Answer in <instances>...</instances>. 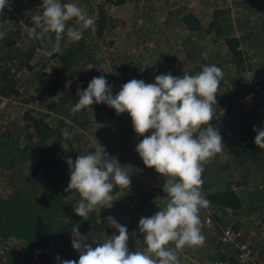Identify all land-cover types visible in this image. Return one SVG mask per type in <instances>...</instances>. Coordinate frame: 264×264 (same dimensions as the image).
I'll list each match as a JSON object with an SVG mask.
<instances>
[{
    "label": "trees",
    "instance_id": "obj_1",
    "mask_svg": "<svg viewBox=\"0 0 264 264\" xmlns=\"http://www.w3.org/2000/svg\"><path fill=\"white\" fill-rule=\"evenodd\" d=\"M35 1L9 0V3L12 7L17 5L16 11L18 6L23 5L20 8L21 12L24 10V5L27 9L31 7L30 12L34 16L41 12L42 6V0ZM211 1L212 4H206L208 6L205 7V14L201 16L197 7L193 11L187 8L175 11L162 8L159 4L161 0H138L136 4L142 10L146 11L150 7L148 11L154 16L155 25L161 21L163 14L165 16L168 12L162 23L163 29L166 30L163 33L176 30L172 31V40L157 42L162 45L163 54L156 52L154 63H151L150 59L145 62V57L144 64L131 61L133 66L131 74L146 72L156 78L165 74V70L161 67L165 62H178V66L172 67L174 77H181L185 73L195 75L203 66L211 64L222 69L224 75L217 92V105L213 106L215 117L218 118L214 117L211 125L219 131L225 148L210 163L204 165L202 175L204 181L202 193L210 201V207L206 211H210L207 214L211 216V222L216 223L215 227L205 222L206 211L200 213V218L203 235L211 236L206 260L222 259L230 264H236L232 256H228L218 242L216 231L225 226H220L217 210L235 215L242 214L245 217L257 213L259 223L257 226H260L258 230L264 228V149H260L254 142L256 136L254 128L247 130L241 125L244 116H240L239 107L228 111L230 94L234 93V90L227 79L228 74L237 75L233 81L239 76L245 79L250 74L254 85L260 83L264 86V74H251L253 70L249 65L248 56L252 48L260 47L256 44L263 38L258 33L264 31V23L260 24L263 28L254 24L256 19L251 18L250 13L254 11L253 17L260 18V16L255 14V9L252 7H248V14H237L234 18L232 7L227 0ZM68 2L78 4L88 16L95 18V31L91 28L84 29L75 19L69 21V27L81 31V38L71 41L65 35L60 45L62 51L52 56L42 55V59H47L40 68H37V63L33 61L39 55L35 53L38 46L28 43L24 45L17 41L19 33L23 30L27 31L26 26L31 25L28 21L29 16L14 12L11 19L16 20L18 25L8 30L7 25L10 21L7 19L6 11L0 14V32L4 33L0 38L2 81L0 92L9 96V105L14 100H18L31 103L34 108L24 111L21 115V120L27 121L26 123L31 126L30 129L32 128L25 142L18 139L19 128H14L18 123L3 124L2 122L8 116H15V108L7 104L0 116V172H5L11 186L6 196H0V264H34L32 252L48 250L52 246H55L53 247L55 255L59 252L61 261L79 260V253L72 247V227L78 225L79 232L91 240L89 244L94 248L96 244L102 243L106 236L108 237V231L112 229L107 226L105 220L108 216H112L116 221L121 220L122 225L127 227L130 236L127 246L130 252L144 250L146 245L143 235L139 232V219L154 215L167 203L163 185L168 178L160 176L156 171L148 173L152 168L144 166V169L139 168L137 172V168L132 167L131 170L126 168L130 174V188L117 187L113 190L116 201L111 206V212L103 206H97L87 218H81L74 212L81 197L75 191L65 192L70 182L67 160L70 158L75 163L78 155L94 153L95 149L85 146L88 139L85 131L91 126L92 112L85 108L73 113L71 109L79 99L77 89H86L100 67L97 58L98 48L94 43L100 40L104 46L112 47L111 53L117 52L116 38L127 35L133 30L126 29L128 19L125 15L133 11L136 4H132V0H61V3ZM119 15L123 16L119 17ZM246 17H249L253 23L248 20L247 22L250 23H244ZM172 18L177 19L175 24L170 21ZM138 21L140 20L137 19L136 24ZM242 22L245 27H238ZM135 27L134 25L133 28ZM138 32L140 35L137 36L139 39L137 44L140 46L144 43L140 38L148 35V30L143 26ZM173 33H180L177 39ZM42 39L43 45L49 46L51 51L55 43V33H47ZM128 40L127 38L126 41ZM122 43L126 45L125 42ZM166 54H170L173 60L164 59ZM49 60L57 63L60 68L59 73L52 72L53 70L49 68L51 67ZM253 66L264 70L262 64ZM245 73L247 75L244 78ZM24 78L29 80L28 84L24 82ZM240 91L252 94L249 87ZM262 98L264 100V95ZM221 111L231 120V125H239L233 132L223 126L227 123H223L225 120L221 118L222 114H219ZM262 112L263 110H257L261 121L257 122L256 129L264 127V123L261 124ZM104 114L107 128L114 130L115 134L125 142L130 141L133 125L129 114H117L110 107L105 109ZM49 115L58 116L55 125L47 121ZM12 124L13 128L10 129ZM64 130L71 134L66 140L62 136ZM232 134L240 137L235 140ZM63 143L69 145L65 150L61 146ZM106 155L108 156L107 152ZM128 155L125 154L123 162H119L122 167L125 159L129 158ZM222 157H226L223 162L216 160ZM24 165L28 166L25 176L28 179H22V183L16 184L13 182L12 170L16 166ZM240 168H243L240 172L241 176L235 180L234 173L239 172ZM238 188L243 192L239 193ZM158 199L162 200L157 202ZM226 226L242 231L233 224ZM8 239L19 242L20 249L4 245ZM250 243L260 248L264 260V238L257 237L256 242ZM169 247L173 246L170 244ZM185 247L187 251L189 249L191 251L188 254L194 257L195 254L192 253L194 247ZM223 248L227 250L226 247ZM54 254L52 253V258H48V262L55 259ZM178 256L180 264H183L179 253Z\"/></svg>",
    "mask_w": 264,
    "mask_h": 264
},
{
    "label": "clouds",
    "instance_id": "obj_2",
    "mask_svg": "<svg viewBox=\"0 0 264 264\" xmlns=\"http://www.w3.org/2000/svg\"><path fill=\"white\" fill-rule=\"evenodd\" d=\"M6 7H10L9 0H0V14ZM74 19L84 29L95 31V18L88 16L78 4L42 0L41 12L32 17L28 35L42 39L47 33H55L52 50L46 53L52 56L62 51L60 45L65 35L71 41L81 38V31L68 26ZM3 36L0 32V38ZM223 75L221 68L211 64L195 75H158L154 83L132 79L116 95L104 75L93 77L86 89H77L79 99L71 109L73 113L95 103L105 104L117 114H129L135 133L143 137L136 151L144 165L168 178L163 185L166 205L154 215L139 219L144 250L130 252L127 227L108 216L107 226L118 235L111 238L105 235L104 241L94 248L88 237L79 232L78 225L72 227L71 242L79 253L78 264H180L178 250L204 245L200 211L210 207V201L202 193L204 165L225 148L219 131L211 125ZM150 131L151 135H145ZM253 131L256 146L264 149V127H254ZM70 135L67 130L62 132L65 140ZM95 142L94 153L78 155L75 163L70 158L67 160L70 182L65 192L75 191L81 197L74 208L81 218H87L97 206L111 208L116 201L114 188L129 189L131 185L126 170L129 166L122 167L116 158H109L105 149ZM61 146L64 150L69 147L67 143ZM56 259L58 264H77L75 260Z\"/></svg>",
    "mask_w": 264,
    "mask_h": 264
},
{
    "label": "rangeland",
    "instance_id": "obj_3",
    "mask_svg": "<svg viewBox=\"0 0 264 264\" xmlns=\"http://www.w3.org/2000/svg\"><path fill=\"white\" fill-rule=\"evenodd\" d=\"M33 1L36 2L35 0ZM137 2L138 0H132V4L134 5ZM227 2L232 7L231 12L234 18L235 16H237V14L238 15L241 13L248 14L249 12L248 7L254 8L255 14H258L260 18H256L252 16L254 11L250 13L251 18L256 19V23L254 24H258L261 28H263V26L261 25H263L264 23L263 22L264 21V0H227ZM207 3L211 5L212 1L211 0H161L159 4H161L162 8H168L169 10L173 9L175 11L179 9H184V8L191 9L193 11L197 7L198 12H200V15L203 16L206 10L205 7L208 6L206 5ZM9 5L10 7H6L4 9L6 11V13L5 12L4 13L6 14V16H8L7 17L8 21H10V24L7 25L8 30L13 29L16 25H18V23H16L17 22L16 20L11 19V16H13L14 12L27 14L29 16L28 18L29 23H32L33 13L30 12V9H32L31 7L27 9L26 5H24V10L21 12L20 8L23 5L19 4L20 6H18V11H16L15 9L17 5H15L14 7H12L11 3H9ZM258 5H261V7ZM148 9H150V7H148L147 10L144 11L141 8H139L138 5L136 4L135 9L125 15V18L128 19L126 29H130V30L133 29V30L127 35H123V36L121 35L119 38H116V40L118 41L115 45L116 48L118 49L117 52L111 53L113 52L111 50L112 47L104 46L103 42H101L100 40H98L97 43H94L95 47L97 46L98 48L97 58H99V66H100L97 69L98 71L95 72L94 77L104 75L105 79L108 81V84L112 86L113 95L118 94L121 87L132 79L143 80L146 84L154 83L155 82L154 76L146 72H140V73L136 72L134 73V75H132L131 71L133 70V66L131 64V61L137 64L138 63L141 64V62L142 64H144L146 61L150 59L152 63L156 52L160 53L161 55L163 54L162 45L158 44L157 42L160 40L167 41L168 39L169 40L173 39L171 34H172V31L176 29L170 30L171 33H168L169 31L167 33H163L165 29H163L162 23L165 21L164 19H166L168 12L166 13L165 16L163 14V18L161 19V21L157 25H155L154 16L151 13H149ZM121 16L123 15H119V17ZM246 18L247 19H245L244 23H250V22H247V20L251 21V19L249 17H246ZM137 19H139L140 21H138V23L136 24ZM170 21L175 24L177 22V19L172 18V20ZM244 23L243 22L240 23L238 27L240 26L245 27ZM134 25L136 26L135 28H133ZM30 26H26L27 31L23 30L24 32L22 31L21 33H19L17 41L20 44L24 43V45L28 43L29 45L36 44L38 46L35 53L36 55L37 54L39 55L33 61L37 63L36 67L40 68L47 59V58L42 59L41 56L43 55L44 57H46L47 55L46 53L49 51V46L43 45L42 43L43 39H35L28 35V27ZM143 26L146 28V30H148V35H144V37L140 38L144 40V43L138 46L137 42L139 39L137 38V36L140 35L138 31ZM136 30L138 31L136 32ZM180 33H177V34L173 33L175 39H177ZM258 34L263 37L256 44V46H260V47L252 48L248 56H249V62H250L249 65L251 66L253 70L251 74L255 73L256 75H261V74H264V70L253 66L254 64L264 65V31L259 32ZM127 38L129 39L128 41H126ZM122 42H125L126 45H123ZM144 57L146 58L145 62H143ZM163 58L166 60L172 59L170 54H166L165 57ZM48 63L51 66L49 68L53 70L52 72H54V74L59 73L60 68L58 67L56 62L52 63V60H49ZM177 63L178 62H170V63L165 62L161 65V67L165 70V74L171 73V75H173L172 67L178 66ZM47 71L49 72L50 70H47ZM246 75L247 73L243 75L244 78ZM236 76L237 75L235 73L228 74L227 82L233 86V90H234V93L230 94L231 99L229 100L228 111H231L234 108L239 107V110L241 111L240 116H244V120L241 121V125L245 126V128L248 130L250 128L256 127L257 122L261 121V117H259V113L257 114L258 109L259 111L263 110L262 112L263 120L261 124L264 123V100L262 98L264 95V86L263 84H260V83L254 85V83L251 81L250 74H248L245 79H242L239 76L237 80L233 81L234 79H236ZM24 82L28 84L29 80L27 78H24ZM245 87H249L252 94H249L247 91H244V92L240 91ZM30 89H31V86H30ZM9 106L15 108L14 110L15 116H8V118L3 120L2 122L3 124H7L10 122H14L13 124L18 123L17 125L14 126V128H19L18 139L21 142H25L26 140H28L26 136L30 135V133L32 132V128L30 129L31 126L28 123H26L27 121L23 122L21 120V115L26 110L34 109L33 105L31 103H24L18 100H14V102H12ZM108 108L109 106L105 104H95V103L91 106V108H88V111L92 112V113L89 112L91 116L90 117L91 126L85 131L86 136L88 138L85 146L92 147L96 150V147H97L96 142H95L96 140L105 149V152L108 153L109 158H111V156H115L118 162H121V161L123 162V159L125 158L124 157L125 154H129L127 156L129 158L125 159L123 166H129L127 167L129 170H131L130 168L132 167H136L137 172L139 168L144 169L145 165L136 151V146L143 139V137L138 136L135 133L134 128L132 127V131H131L132 138L130 141L125 142L124 139L122 140L120 136L115 134L114 130L111 131L110 128L108 129L107 128L108 125L106 124V122H104L105 121L104 111L105 109H108ZM1 114L2 113H0V116ZM219 114H222L223 117L221 118L225 120L223 121V123H227V124H223L225 129L229 130L230 132H233L235 128L239 126L237 124L231 125V120L227 119V116L223 113V111H221ZM57 117L58 116L49 115L46 119L51 125H55ZM215 118H218V116ZM13 124L11 125L10 129L13 128ZM145 135H151V131L146 133ZM239 137L240 136L237 134H232V138L235 140L238 139ZM225 159L226 157H222L216 160L223 162ZM138 165H141V167H138ZM242 169L243 168H240L239 172L236 171L234 173L235 180L240 178L241 176L240 172L242 171ZM27 170H28L27 165H24L22 167L16 166L15 168H13L12 170L13 171L12 172L13 182L16 184H20L23 182L22 179L23 180L25 178L28 179L27 177H25L27 174ZM154 171L155 169L152 168L151 170H148V173H151ZM153 178L155 177L153 176ZM10 187L11 186H10V183L8 182L5 172H0V196H6L7 193L11 189ZM238 190H240L239 193L243 192L241 191L240 188H238ZM164 198H167L166 194L164 195ZM104 209H106L108 212H111V208H104ZM206 210L207 209H201L200 213L203 214ZM209 212L210 211H206L205 215ZM217 214L219 216L218 222L220 226L226 227V225L228 224H233V226L241 228L242 232H244L243 237L245 238V240H248L250 242L252 241L256 242L257 237L261 239L263 238L260 234V231H259L260 229L258 230V227L260 228V226H257V224L259 225L257 221V216H258L257 213H253V214H250L248 217H245L242 214L235 215V214L224 213V212L217 210ZM240 220H242V222H240ZM117 222L122 225L121 220H117ZM221 229H218L216 231L217 236ZM108 232H109L107 234L108 238H111L113 235H118L115 229H111ZM204 237H205L204 245L200 247H194L192 249V253L195 254L194 257H192L191 254H188V252L191 253V251L190 249L187 251L186 247L183 248L184 250L183 249L178 250V253L181 255V260L183 264H206L210 262L206 260V257L209 254L208 250L210 248L211 236L205 235ZM89 241L91 240H88V243ZM4 245H8L16 249H20L19 242L13 239L6 240L4 242ZM171 245L173 246L172 248H174V244H171ZM53 247L55 246L50 247L48 250L43 249L41 251L32 252L33 260H35L34 264H42V263L43 264H58V261L56 258L59 257V252H57V254L55 255L54 254L55 251ZM223 247H226V246H222V249L227 253L228 256H231L230 255L232 252L231 248L226 247L227 250H225ZM52 253L55 255V259L52 262H48V258L49 259L52 258L51 257ZM76 261L78 264V260Z\"/></svg>",
    "mask_w": 264,
    "mask_h": 264
},
{
    "label": "built area",
    "instance_id": "obj_4",
    "mask_svg": "<svg viewBox=\"0 0 264 264\" xmlns=\"http://www.w3.org/2000/svg\"><path fill=\"white\" fill-rule=\"evenodd\" d=\"M1 76H0V85H1ZM11 99V98H10ZM9 96H5L0 92V113H2L7 104L9 105ZM205 222L211 226H215L214 222H211V216L207 215ZM261 236L264 238V228L260 230ZM244 232L240 229H235L230 226H226L220 230L218 233V242L222 246L231 248L232 260L236 264H264V260L261 256L260 248L252 246L250 242L245 240L243 237ZM206 264H230V262L222 259H215Z\"/></svg>",
    "mask_w": 264,
    "mask_h": 264
}]
</instances>
